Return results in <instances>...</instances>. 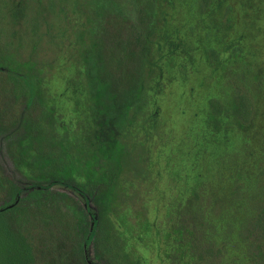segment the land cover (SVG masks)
Wrapping results in <instances>:
<instances>
[{"label":"rangeland","instance_id":"rangeland-1","mask_svg":"<svg viewBox=\"0 0 264 264\" xmlns=\"http://www.w3.org/2000/svg\"><path fill=\"white\" fill-rule=\"evenodd\" d=\"M0 66L1 173L103 185L124 264H264V0H0Z\"/></svg>","mask_w":264,"mask_h":264},{"label":"trees","instance_id":"trees-1","mask_svg":"<svg viewBox=\"0 0 264 264\" xmlns=\"http://www.w3.org/2000/svg\"><path fill=\"white\" fill-rule=\"evenodd\" d=\"M40 157L37 149L14 154L13 170L0 172V264H124L104 186ZM91 245L104 254L90 255Z\"/></svg>","mask_w":264,"mask_h":264}]
</instances>
